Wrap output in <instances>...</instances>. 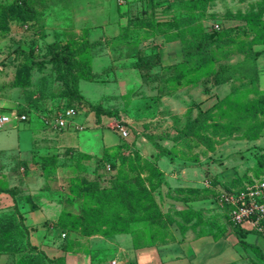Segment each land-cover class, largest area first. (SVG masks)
I'll use <instances>...</instances> for the list:
<instances>
[{
	"label": "rangeland",
	"instance_id": "374dc122",
	"mask_svg": "<svg viewBox=\"0 0 264 264\" xmlns=\"http://www.w3.org/2000/svg\"><path fill=\"white\" fill-rule=\"evenodd\" d=\"M149 4L117 16L115 0H0V106L31 109L26 122L13 118L10 128L0 129V147L14 149L25 139L31 148L0 152V259L15 251L31 263L44 258L50 264L42 246L32 243L39 226L28 216L51 215L57 204L69 214L72 238L124 228L118 233L127 229L137 249L171 244L178 253L181 244L198 239L241 241L221 196L264 177V129L253 141L239 130L224 137L216 130L236 128L237 105L262 93L264 0ZM122 23L121 38L91 34H112ZM56 54L72 59L61 66L51 61ZM138 59L150 68L138 69ZM90 104L120 113L129 136L111 129L119 118L97 114ZM67 105L78 107L75 122L84 129L45 122ZM247 123L252 130L264 127V115ZM104 140L119 143L101 152ZM162 156L181 168L173 172L178 179H163L160 192H81L87 182L108 187L125 176L149 185L146 161L158 164ZM137 178L130 182L138 190ZM49 220L40 226L45 236L63 243ZM262 242L243 243L245 254L230 264H264ZM223 259L219 250H206L196 260ZM169 264L195 263L186 256Z\"/></svg>",
	"mask_w": 264,
	"mask_h": 264
},
{
	"label": "crops",
	"instance_id": "0c3cea01",
	"mask_svg": "<svg viewBox=\"0 0 264 264\" xmlns=\"http://www.w3.org/2000/svg\"><path fill=\"white\" fill-rule=\"evenodd\" d=\"M45 1L48 0H44V2ZM77 1L78 3H84V5L91 4V0ZM147 1L148 0H115V3H118V6L116 5L117 12L119 11V8L122 10V12H125L138 9L139 7H142L143 4L147 5ZM122 6H125V8H123ZM119 14L120 13L118 12L117 16ZM121 19L123 18L121 17ZM123 25L124 24L122 23L120 26V30L117 26V29H115L113 31L114 33L112 34H104L103 30L99 34H95V31L91 30V34L97 35V37H99L97 39H105L108 35L110 36V38H114L121 33ZM103 29H105V27ZM260 82L262 88L264 89V71H262L261 73ZM73 129H75L74 126ZM92 130L97 132L100 129L92 128ZM101 133L102 136L105 137L103 131ZM24 142L25 139L16 147H14V149H11V146H8V148L0 147V152L8 151V149H22L23 153H27V151L31 148H27V145ZM118 143L119 142L108 143L104 140L100 145L101 152L103 149L111 148L113 146H116ZM94 156L96 158V156H99V154L94 153ZM169 162L171 161L166 157H163L159 160V165L165 173V178L170 183L171 178L178 179L177 176L173 175V172H180L178 170H180L181 167L178 165V163L172 165ZM25 201L27 202L26 199ZM51 209H53L51 210V215L47 214L46 212L43 215L38 214L39 212H32V214H29L28 222L33 226H39V228L35 229V231H37L36 241L32 239V243L41 245L43 250H45L47 255L52 259L63 257L66 260L67 264H169V262L171 261H177L179 259L185 258L186 256H189L191 258V261L194 260V263L197 264L196 259H200L202 257V254L206 250L210 252L219 250L223 255H225V259H223L221 262L212 264H230L239 260L245 254V249L242 243L238 239L235 240L233 237L219 239L209 238V241H202L201 239H198L191 244H181L182 247L179 253L177 251L175 252L174 248H171L173 247L171 244L167 245L165 248L157 246L137 249L136 247H134L133 238L129 234L116 235L114 237H105L102 235H95L85 238L74 237L71 239V243L69 244H67V241H63V243L59 242L56 244L55 240L52 237L45 236L46 227L41 228L40 226H42V223L49 222V219L53 220V223L55 224V221L58 219L60 213L65 210V206L57 204ZM242 227L247 230L246 234L241 236L243 240L249 243L258 242L262 245V241H264L263 232H257L251 227L250 224H244ZM260 233H262L263 235H260ZM40 236H42V238ZM204 249L205 251H203ZM213 255L211 257H213ZM2 263L16 264V258L14 256H9L5 259H0V264Z\"/></svg>",
	"mask_w": 264,
	"mask_h": 264
},
{
	"label": "trees",
	"instance_id": "16d2710c",
	"mask_svg": "<svg viewBox=\"0 0 264 264\" xmlns=\"http://www.w3.org/2000/svg\"><path fill=\"white\" fill-rule=\"evenodd\" d=\"M21 1H23L24 2V0H21ZM152 1H154V2H156V1H158V0H148L147 1V5H142V7H144V10H146L147 8V6H149L150 4V2H152ZM120 9V8H119ZM120 11V10H119ZM125 12H128V11H125ZM125 12H122V10H121V13L120 14H124ZM125 15H127V14H125ZM133 18V17H132ZM132 18H130V19H132ZM129 19V20H130ZM128 20V24L126 25V29H127V27L129 28L130 27V25H131V21L133 20H130L129 21ZM133 25V24H132ZM220 25V24H219ZM124 27H122V29H123ZM125 29V28H124ZM220 29V28H219ZM218 30V29H217ZM122 33L123 32H121L117 37H114L113 39H115V38H121V35H122ZM71 57H70V55H66V54H56V55H53L52 56V58H51V61L52 62H56V63H58L59 65H65L66 63H68V62H70L71 61ZM143 63H145V62H142V60L140 61L139 59L134 63L135 64V66L138 68V69H140V70H144L145 68H150V67H146V66H144L143 65ZM150 66V65H149ZM256 67H257V65H256ZM258 68V67H257ZM261 72V71H260ZM260 75L261 74H259V78H260ZM257 77H258V75H257ZM261 91H262V93L260 92L259 93V95H258V97H255L254 99H251L250 101H247V102H245V103H243V102H241V103H239L238 105H237V108L238 107H240L239 108V111H240V114H241V116H240V118L239 119H237V120H235V118L236 117H234V126L233 127H236V128H232V127H230V126H226V125H219L220 127H219V129H220V131H217L216 130V133L221 137H224V136H227V135H232V134H234V132H235V130H239L242 134V136L244 135V136H247V139H249V140H251V141H253V140H255V139H257L262 133H263V129H264V127H263V125L262 124H260V125H258V124H256L255 126H254V128H255V130H252V125H249L248 123L247 124H245V122L247 121V120H249V121H252V122H255V121H257L262 115H264V89L263 88H261L260 89ZM227 100H228V98H227ZM222 105V104H221ZM235 106V105H234ZM233 106V107H234ZM68 107H74V106H71V105H67V106H65V107H63V109L64 108H68ZM90 107H91V109L92 110H94L97 114H100V115H103V114H105V115H108V116H115V117H117V118H120V113H117V111H115V110H112V111H110V110H107V109H105L101 104H97V105H93V104H90ZM217 106H213L212 108H211V110L213 109V108H216ZM78 111H79V109H78V107H75ZM221 107H219V109H220ZM62 109V108H61ZM0 110L3 112V113H7V112H13L14 110H16L18 113H27L28 115L30 114V111H31V109L29 108V107H27V106H23V107H21V106H19V105H15V106H0ZM209 110V109H208ZM230 110V109H229ZM206 112H208V111H206ZM29 119V118H28ZM237 122V123H236ZM237 125V126H236ZM243 125H245V127L242 129L241 128V126H243ZM128 126V125H127ZM111 129H112V127H111ZM226 129V130H225ZM112 130H114V129H112ZM115 131V130H114ZM118 133V132H117ZM120 136V135H119ZM121 137V136H120ZM255 147H262V146H260V145H255ZM104 156V155H103ZM100 157V158H97V159H99L100 161L104 158V157ZM164 156H162V157H160V159L161 158H163ZM159 159V160H160ZM169 159V158H168ZM146 163H147V165H148V169H149V171L152 173L151 175H149L146 179H147V181L149 182L148 184L149 185H147V184H145V179H142V178H140V177H138V176H131V177H129V178H127L126 176L125 177H119L121 180H118V178H117V180L116 181H113L112 183H111V186H108V187H106V186H102L101 185V183H95V184H93V183H88L87 182V184H88V186H87V188H82V190H81V192L82 191H85V190H87L88 192H115V193H118V192H156V190L157 189H159V192H160V187H161V185L164 183V180L163 179H165L166 180V178H165V173H164V171L162 170V168L160 167V165H159V163L157 164L155 161H151V160H147L146 161ZM156 164V165H155ZM150 166H152V167H150ZM138 177V178H137ZM211 177V176H210ZM133 178H137L136 180L137 181H135V182H138L139 184H140V189H135L134 188V184L135 183H131L130 181H132V179ZM81 178L80 177H75L74 178V180L75 181H78V180H80ZM250 181H252V179L250 180ZM133 182V181H132ZM76 188H78V187H76ZM126 196V195H125ZM116 199L118 200L119 198H120V196L119 195H116ZM68 215L69 214H67V213H65V211H62L61 213H60V215H59V217H58V219L56 220V222H55V224H53L54 226L52 227V229L54 228H59L60 229V234H61V236L63 237V239H64V241L66 242L67 241V244H69V243H71V239H72V237H69L68 236V234H67V230H68V228H69V223H68ZM48 224L50 225V222H48ZM6 230H7V234H8V232H10V230L12 231V228H13V223H10V224H8V225H6ZM234 228H236L235 229V231L238 233V234H242V236L243 235H245L246 234V232H247V230H245L242 226H237V225H234ZM115 230V229H117V228H114V227H111V228H109L108 230H105V231H103V230H101L100 229V231L102 232V234L100 233V235H102V236H105V237H114V236H116V235H118V234H129V235H131L130 233H129V231L126 229V231H125V233H118V232H122L123 230L122 229H124V228H121V229H117V230H115V231H113V230ZM117 231V232H116ZM103 232L105 233H116V234H113V235H110V236H106V235H103ZM63 233H65L66 235L65 236H63L62 234ZM264 233V232H263ZM260 235H263L262 233H260ZM87 236H90V235H81L80 237H87ZM10 237V236H9ZM76 238V237H75ZM133 238V237H132ZM242 238V237H241ZM32 242V241H31ZM241 243H242V245H243V243H247V244H252V243H249V242H247V241H245V240H243V239H241V241H240ZM253 243H255V242H253ZM133 245H134V241H133ZM35 247V246H34ZM134 247H135V245H134ZM45 251V250H44ZM45 254H46V256H48L47 255V253H46V251H45ZM9 256H14L15 258H16V264H36L37 263V261H35L34 263H31L30 261H29V259H27V257L29 256V255H27V254H21V256H20V252H18V253H15V251H13V252H11L10 254H9ZM49 257V256H48ZM48 259H51L50 261H52L50 264H67L66 263V260L63 258V257H59V258H56V259H52V258H48ZM43 261H45L44 260V258H43ZM42 260H40V261H38L39 263H37V264H46L45 262H43Z\"/></svg>",
	"mask_w": 264,
	"mask_h": 264
},
{
	"label": "built area",
	"instance_id": "2783aa9c",
	"mask_svg": "<svg viewBox=\"0 0 264 264\" xmlns=\"http://www.w3.org/2000/svg\"><path fill=\"white\" fill-rule=\"evenodd\" d=\"M215 28L219 29L220 25L215 24ZM78 113L75 107H68L60 109L54 116L44 120L47 124L54 123V127L59 130H67L73 126L76 129H84V126L75 122ZM13 118H16L18 124H22L28 120L29 116L27 113H18L16 110L11 114L0 110V129L10 128L14 122ZM112 129L122 138H127L130 134L125 120L121 118L117 119ZM221 198L229 207V214L234 225L250 224L257 232H264V177L253 178L244 187L233 192H223Z\"/></svg>",
	"mask_w": 264,
	"mask_h": 264
}]
</instances>
